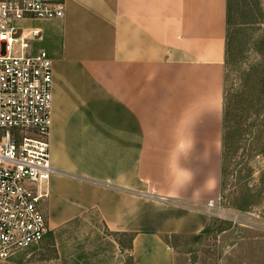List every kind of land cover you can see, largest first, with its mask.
<instances>
[{
    "label": "crops",
    "instance_id": "crops-1",
    "mask_svg": "<svg viewBox=\"0 0 264 264\" xmlns=\"http://www.w3.org/2000/svg\"><path fill=\"white\" fill-rule=\"evenodd\" d=\"M18 25L52 61L49 233L93 211L136 264H176L163 236L201 233L219 195L228 0H65Z\"/></svg>",
    "mask_w": 264,
    "mask_h": 264
},
{
    "label": "rangeland",
    "instance_id": "rangeland-1",
    "mask_svg": "<svg viewBox=\"0 0 264 264\" xmlns=\"http://www.w3.org/2000/svg\"><path fill=\"white\" fill-rule=\"evenodd\" d=\"M227 38L218 195L226 211L199 234L169 238L176 264H264V0H228ZM131 249L130 236L92 211L0 264H136Z\"/></svg>",
    "mask_w": 264,
    "mask_h": 264
},
{
    "label": "built area",
    "instance_id": "built-area-1",
    "mask_svg": "<svg viewBox=\"0 0 264 264\" xmlns=\"http://www.w3.org/2000/svg\"><path fill=\"white\" fill-rule=\"evenodd\" d=\"M65 0H0V262L39 245L49 233L44 202L50 196L53 68L34 51L39 29L26 19H58ZM225 215L221 199L206 205Z\"/></svg>",
    "mask_w": 264,
    "mask_h": 264
},
{
    "label": "trees",
    "instance_id": "trees-1",
    "mask_svg": "<svg viewBox=\"0 0 264 264\" xmlns=\"http://www.w3.org/2000/svg\"><path fill=\"white\" fill-rule=\"evenodd\" d=\"M227 52H228V49H227ZM226 61H227V57H226ZM226 63H227V62H226ZM227 111H228V110H227V105H226V102H225V91H224V118H223V121L226 119ZM226 139H227V137H225V134H224V137H223V148H224V150H225V145H226ZM223 184H224V183H223V181H222V183H221V186H222V187H224ZM203 231H205V229H204ZM123 234H126V235L130 236V237H131V240H133L134 234H132V233H123ZM175 235H177V234H167V235H164V236H163V239H164V241H166V242L168 243L169 238H170V237H173V236H175ZM168 244H169V243H168Z\"/></svg>",
    "mask_w": 264,
    "mask_h": 264
}]
</instances>
